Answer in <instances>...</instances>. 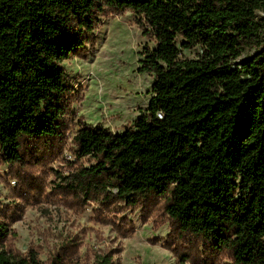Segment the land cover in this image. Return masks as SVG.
<instances>
[{
    "label": "trees",
    "instance_id": "1",
    "mask_svg": "<svg viewBox=\"0 0 264 264\" xmlns=\"http://www.w3.org/2000/svg\"><path fill=\"white\" fill-rule=\"evenodd\" d=\"M127 11L156 42L138 68L154 75L152 96L121 134L77 131L78 158L91 164L67 178L70 206L136 209L164 198L180 233L233 264H264V0H0L1 162L61 153L69 112L62 65L86 56L100 17ZM182 50L200 53L183 60ZM18 218L0 220V264H78L80 242L70 234L46 262L39 246L16 250L9 223ZM94 264L114 260L100 253Z\"/></svg>",
    "mask_w": 264,
    "mask_h": 264
},
{
    "label": "rangeland",
    "instance_id": "2",
    "mask_svg": "<svg viewBox=\"0 0 264 264\" xmlns=\"http://www.w3.org/2000/svg\"><path fill=\"white\" fill-rule=\"evenodd\" d=\"M94 39L86 45V56L62 65L69 112L61 153L32 150L18 167L0 159V220L19 217L9 223L15 233L10 243L21 253L39 246L44 262L70 234L80 242L78 264H94L100 253L110 254L114 264H233L228 254L180 233L165 213L164 198L136 209L91 201L84 211L70 206L73 196L67 178L91 164L88 158H78L77 131L90 127L121 134L133 127L148 106L155 80L138 68L146 49H154L156 42L143 35L131 11L100 17ZM199 53L182 50L181 59H195ZM254 53L249 50L242 58Z\"/></svg>",
    "mask_w": 264,
    "mask_h": 264
}]
</instances>
